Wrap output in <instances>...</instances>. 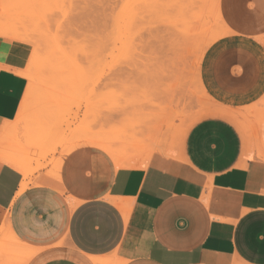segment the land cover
<instances>
[{"label":"crops","instance_id":"obj_1","mask_svg":"<svg viewBox=\"0 0 264 264\" xmlns=\"http://www.w3.org/2000/svg\"><path fill=\"white\" fill-rule=\"evenodd\" d=\"M230 1L219 7L232 39L205 78L224 104L249 105L264 91V0ZM1 35L0 130L18 117L30 57ZM183 133L133 166L92 145L29 165L27 179L0 161V229L32 251L27 264H264V153L250 156L220 116Z\"/></svg>","mask_w":264,"mask_h":264},{"label":"rangeland","instance_id":"obj_2","mask_svg":"<svg viewBox=\"0 0 264 264\" xmlns=\"http://www.w3.org/2000/svg\"><path fill=\"white\" fill-rule=\"evenodd\" d=\"M215 2L189 12L203 11L211 22L201 39L194 24L199 36L191 43L182 14L187 0H0V23L34 32L7 37L25 43L30 57L22 72L27 91L14 129L0 139V158L15 150L30 169L90 142L147 158L156 144L178 145L209 116L233 124L250 156L252 148L264 153V91L254 104L227 105L205 78L212 51L232 39ZM19 249L13 264L27 252Z\"/></svg>","mask_w":264,"mask_h":264},{"label":"bare ground","instance_id":"obj_3","mask_svg":"<svg viewBox=\"0 0 264 264\" xmlns=\"http://www.w3.org/2000/svg\"><path fill=\"white\" fill-rule=\"evenodd\" d=\"M226 1V0H225ZM233 1V0H231ZM231 1L229 3H231ZM238 1V0H237ZM204 3L206 4V0H187V3H186V6H184L183 8V11L182 14L184 15V26H185V34H186V38L188 40V42L190 41H194V39H192L194 36V38L196 39L199 35V30L197 28H194V24H198L197 26H200V39L202 37V34H203V29L207 26L208 22V17L206 16L207 14L206 13H203V11L200 13V15H193L191 13H189L194 7L195 9H197V4L198 3ZM219 2L220 0H216L215 4H213V10L215 12V15L217 17V19L221 22L222 25H224L222 23V20H221V14H220V7H219ZM228 2V0H227ZM260 3V2H259ZM260 6V5H259ZM223 7V5H222ZM221 7V8H222ZM235 8V7H234ZM259 8V7H258ZM194 11V10H193ZM243 11V10H242ZM264 11V10H263ZM195 12V11H194ZM208 12V11H207ZM238 19V18H237ZM211 23V22H210ZM196 27V26H195ZM224 27V26H223ZM199 28V27H198ZM209 28V27H208ZM226 30H228L226 27H224ZM206 29V28H205ZM198 32H195V31ZM208 30V29H207ZM228 32V31H227ZM197 37H195V35ZM230 33V32H229ZM0 34H2V36H6V37H11V38H14V39H21L23 37H26L29 38L31 36L34 35V32H29V31H26L22 28H16V27H13L12 24H9L7 23L6 25L3 24V23H0ZM35 37V36H34ZM191 38V39H190ZM199 39V40H200ZM27 42V41H26ZM187 42V43H188ZM192 43V42H191ZM264 45V43H263ZM188 49V48H187ZM190 51V50H188ZM35 59V58H34ZM33 59V60H34ZM37 60V59H36ZM36 63V62H35ZM24 72V71H22ZM24 74V73H22ZM26 74V73H25ZM24 74V75H25ZM23 75V76H24ZM27 76V74H26ZM260 100V99H259ZM262 100V99H261ZM258 103V102H257ZM254 104V103H253ZM214 105V104H213ZM222 105V104H221ZM256 105V104H255ZM211 106V105H210ZM217 106V105H216ZM226 106V105H224ZM252 106V105H251ZM248 107V106H247ZM250 107V106H249ZM254 107V106H253ZM251 108V107H250ZM260 109V107H259ZM258 109V110H259ZM262 109V108H261ZM233 110V109H232ZM252 110V109H251ZM262 111V110H261ZM264 115V114H263ZM262 119H263V116H262ZM262 123V122H261ZM260 123V124H261ZM14 122L13 123H7L6 125L2 126L1 130H0V139L1 141L4 139V137H7V134H9L10 131H12L14 129ZM262 125V124H261ZM261 127V126H260ZM259 128V127H257ZM259 132V131H258ZM254 137H255V133H254ZM256 138V137H255ZM261 138V137H260ZM256 142V141H255ZM258 142V141H257ZM258 144V143H257ZM85 145H95L96 147L98 146L100 149H103L104 151H106L115 161L116 165L117 166H125V165H128V166H133L137 163V161H147L149 159V157H151L150 155L155 152V151H165L162 147H160L159 145H155V147L152 149V151L149 153V155L147 156V158H142V159H135L134 160V156L132 155H126V151H121L120 149L118 151H115L108 145V144H104L102 142H90V144L88 143H85ZM252 146V145H251ZM76 147V146H75ZM75 147H72V148H68L66 150V152H68L69 150L75 148ZM256 147V146H255ZM222 148V147H221ZM125 149V148H124ZM167 153V152H166ZM0 154H3V153H0ZM17 153L15 150L11 151V152H6L4 153V155L0 158V161L1 163H6V164H9L11 165L12 167L18 169L25 177V175H30L31 174V170L26 166L25 164V161H19L18 157L17 158ZM143 157V156H141ZM140 157V158H141ZM264 157V156H263ZM137 158V157H136ZM257 158V157H256ZM21 159V158H20ZM262 159V158H261ZM23 160V159H22ZM61 160V159H60ZM141 163V164H144V163ZM27 163V162H26ZM54 165V164H53ZM60 165V164H58ZM34 169V168H33ZM51 169V167H50ZM56 169V168H55ZM59 169V168H58ZM54 170V169H53ZM52 170V171H53ZM34 173V172H33ZM37 173V172H36ZM25 186L22 185L21 186V189H24ZM2 231V227H1V230H0V233ZM4 237L1 239V242H0V264H13L12 263V260L13 258H15L17 255H19V251L20 249L19 248H22V249H25L27 250L26 254H24L23 258H22V263L21 264H27L28 260L30 259L31 255H32V251H30L25 245H23L16 237L15 235L13 234V232L10 230V227L7 225L6 226V230L4 232ZM3 258V259H2ZM104 264H106V262H104Z\"/></svg>","mask_w":264,"mask_h":264}]
</instances>
